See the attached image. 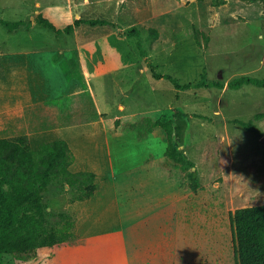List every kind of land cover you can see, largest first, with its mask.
<instances>
[{"label": "rangeland", "instance_id": "1", "mask_svg": "<svg viewBox=\"0 0 264 264\" xmlns=\"http://www.w3.org/2000/svg\"><path fill=\"white\" fill-rule=\"evenodd\" d=\"M42 1L40 9L51 7L48 0ZM83 1L74 0L73 6L68 1L61 9L68 13L67 18L73 10L79 18H107L125 26L121 30L83 23L90 28L92 39L99 40V34L108 38L115 28L114 37L123 39V44L118 43L123 53L136 54L145 64L151 59L158 71L170 73L182 83L196 82L204 76L216 83L178 90L170 79H154L150 75L146 79L155 81V90L145 93V89L135 87L134 76H127V83L120 82L119 87L111 84L114 78L108 77L104 94L112 103L120 97L128 105L133 101L130 107L149 114L153 107L155 119H170L175 106L189 113L190 126L182 155L195 163L193 168L198 170L203 188L191 190L186 172L169 160L172 171L177 167L181 177L185 175L189 190L188 236L182 239L185 264H237L231 211L264 203V86L231 87L228 83L241 75L264 77V0H226L217 6L214 0H90L87 6ZM36 8V0H3L0 12L10 24L1 22L0 44L9 40L12 46L31 47L54 37L57 31L46 26H39L32 34L16 28L22 22L14 21V17L25 16L29 22L30 12ZM133 26L139 29L135 35L129 32ZM152 27L159 29L158 37ZM81 30L73 36L65 35L81 38L85 34ZM146 55L149 58H143ZM148 121L152 123V119ZM162 144L154 145L161 149ZM75 195L69 184L60 181L50 183L44 195L49 226H62L64 219L59 213H69L75 221L74 236L64 244L40 247L24 256L5 254V263L96 264L99 260L109 264L110 257L119 262L116 249L117 257L111 255L112 248L103 244L89 246L91 251L84 255V243L76 233V217L71 208Z\"/></svg>", "mask_w": 264, "mask_h": 264}, {"label": "crops", "instance_id": "2", "mask_svg": "<svg viewBox=\"0 0 264 264\" xmlns=\"http://www.w3.org/2000/svg\"><path fill=\"white\" fill-rule=\"evenodd\" d=\"M68 1L73 6L74 0ZM89 1L84 0V6ZM48 2L51 7L43 10L39 8L43 1L36 0L38 8L30 12L29 22L20 15L14 21L22 22L16 28L32 34L44 27L36 20L41 14L58 29L54 37L31 47L1 41L0 138L25 135L35 149L46 142L66 140L74 154L70 169L96 174L94 194L76 200L71 207L85 256L91 251L89 246L103 244L117 257L115 248L123 264H185L182 239L188 236L189 190L180 169L172 171L166 135L155 124L159 118L153 117L156 110L150 107L151 114L139 111L129 106L135 102L128 105L121 97L112 103L104 94L108 77L119 87L120 82L128 81L127 76H134L135 87L145 93L154 91L155 81L146 77L155 79L151 67L158 71L156 65L151 59L145 64L136 54L123 53L118 44L123 39L114 37L115 28L108 38L99 34L96 40L82 24L121 30L125 26L107 18H103L108 20L105 23L92 24L84 19L94 18L82 17L67 32L64 29L81 16L70 10L67 18L68 13L61 9L66 4L63 0ZM197 6L201 11V4ZM0 19L8 18L0 12ZM81 28L85 33L81 38L65 35L73 36ZM160 142L161 149L154 145ZM119 262L113 257L108 261ZM96 264L102 263L98 260Z\"/></svg>", "mask_w": 264, "mask_h": 264}, {"label": "trees", "instance_id": "3", "mask_svg": "<svg viewBox=\"0 0 264 264\" xmlns=\"http://www.w3.org/2000/svg\"><path fill=\"white\" fill-rule=\"evenodd\" d=\"M225 2L214 0L213 3L217 6ZM36 20L50 29L58 30L52 21L41 14ZM82 20L76 19L64 30L71 32ZM7 21L0 19V22ZM107 21L100 18L89 20L92 24ZM151 30L154 36H159L157 28L152 27ZM138 31V27L134 26L129 32L135 35ZM151 68L155 77L170 79L180 90L216 85L214 81H207L205 76L196 82L182 83L172 74L160 73L155 66ZM228 84L231 87L244 84L264 86V77L241 75ZM155 124L165 130L166 154L186 172L192 190L196 192L203 188L198 170L193 168L195 163L182 155L181 145L186 143L190 126L189 113L183 107L175 106L170 119H158ZM73 160L74 154L63 139L43 143L35 149L25 135L0 138V264H6L5 254L24 256V253L40 247L64 244L74 236L75 221L69 213H59L64 219L62 226H49L48 205L44 201L45 192L55 181L69 184L76 193L73 201L94 194L97 188L96 174L92 171H72L70 164ZM230 217L235 227L237 264H264V203L236 208L231 211Z\"/></svg>", "mask_w": 264, "mask_h": 264}, {"label": "water", "instance_id": "4", "mask_svg": "<svg viewBox=\"0 0 264 264\" xmlns=\"http://www.w3.org/2000/svg\"><path fill=\"white\" fill-rule=\"evenodd\" d=\"M183 145H181V147H182Z\"/></svg>", "mask_w": 264, "mask_h": 264}]
</instances>
